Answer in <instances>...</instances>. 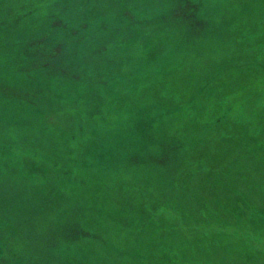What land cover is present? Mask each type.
I'll use <instances>...</instances> for the list:
<instances>
[{
    "label": "rangeland",
    "instance_id": "1",
    "mask_svg": "<svg viewBox=\"0 0 264 264\" xmlns=\"http://www.w3.org/2000/svg\"><path fill=\"white\" fill-rule=\"evenodd\" d=\"M263 144L264 0H0V264H264Z\"/></svg>",
    "mask_w": 264,
    "mask_h": 264
},
{
    "label": "trees",
    "instance_id": "2",
    "mask_svg": "<svg viewBox=\"0 0 264 264\" xmlns=\"http://www.w3.org/2000/svg\"><path fill=\"white\" fill-rule=\"evenodd\" d=\"M214 125H217V124H214ZM214 125L212 126L210 123H208L209 128H214ZM228 139H230V138H228ZM239 139L240 138L237 136V137H234L232 140H229V141L234 142L232 144L238 146L239 145L238 143H240ZM255 147H256L255 149L252 148L254 150L253 152H252V150H251V152L250 151L249 152L253 155L259 156V157H257L258 160L262 159L264 161V155H263L264 148H262V147H264V144L259 145V146L255 145ZM244 150H248V149H244ZM247 153H246V155H247ZM240 154H242V153H240ZM248 169H249L248 172H243V173L239 172L237 175L235 174V176L233 178H230V182H231L230 186L234 188V189H232L233 192H229V195L232 197L231 200H233V204H231L232 209L226 208L227 211L230 213V215H224L223 218L221 219V221H225V222H227L226 224L238 226L241 228L247 227L250 229L257 230L256 222L247 218L246 212L248 210H250L252 207L255 209H258V210L259 209L262 210L264 208V204H261V203L257 204L256 203L257 202L256 196L258 193L257 189L259 186H262V187L264 186V173L262 176L261 175L262 173H260V171L258 172V170L260 169V166L259 165L257 166L256 164L252 165ZM260 179H262V182ZM209 187L210 186L208 184L204 185V200H207V202L212 200V195L210 196L209 192H208ZM201 188L202 187H198V188L193 187V188L189 189V191L193 190V189L201 190ZM190 193L192 196L194 195V197H195L194 193H192L191 191H190ZM207 193H208V195H207ZM206 195H207V197H206ZM242 197H243L244 201H242ZM194 202L195 201H193V204L188 202L189 207H190V209H188V210L191 213L192 217H195V213H197V212L191 211V205L193 207L200 205L199 206V209H200L204 203V202H200V204L194 205ZM237 202L240 203V206L237 205ZM241 204H243V207ZM219 205H220V202L217 206V209L219 211H221L218 208ZM215 208H216V206H215ZM224 209H225V207H224ZM212 234H213V236L219 235L221 237H226L227 239H233L231 236L224 235V234H217L215 232H213ZM216 239H217V237H216ZM218 241L221 243L227 242V241H223V240H218ZM212 246L214 247V248H212L214 250L210 251L209 244H204L205 253H204V255H201L204 258V264H215V261H217L218 259H220V260L224 259L226 264H232V263H229V259H231V262H232V258H231L230 254L225 253L224 251L220 250L219 247H216L213 244H212ZM242 259L245 260V257L240 258V260H239L240 263L245 262V261H242ZM250 261H251V258L247 262H245V264H249ZM233 263H235V262H233Z\"/></svg>",
    "mask_w": 264,
    "mask_h": 264
}]
</instances>
